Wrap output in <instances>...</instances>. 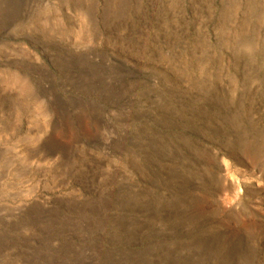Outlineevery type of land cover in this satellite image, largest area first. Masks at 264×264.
I'll return each instance as SVG.
<instances>
[{
	"label": "rangeland",
	"instance_id": "obj_1",
	"mask_svg": "<svg viewBox=\"0 0 264 264\" xmlns=\"http://www.w3.org/2000/svg\"><path fill=\"white\" fill-rule=\"evenodd\" d=\"M0 264H264V0H0Z\"/></svg>",
	"mask_w": 264,
	"mask_h": 264
}]
</instances>
